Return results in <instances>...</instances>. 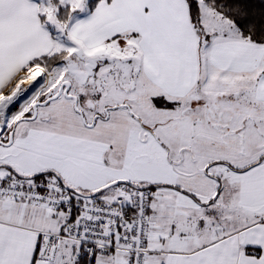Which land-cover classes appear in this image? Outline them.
<instances>
[{"label": "snow or ice", "instance_id": "1", "mask_svg": "<svg viewBox=\"0 0 264 264\" xmlns=\"http://www.w3.org/2000/svg\"><path fill=\"white\" fill-rule=\"evenodd\" d=\"M0 264H264V0H0Z\"/></svg>", "mask_w": 264, "mask_h": 264}]
</instances>
